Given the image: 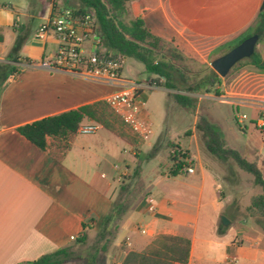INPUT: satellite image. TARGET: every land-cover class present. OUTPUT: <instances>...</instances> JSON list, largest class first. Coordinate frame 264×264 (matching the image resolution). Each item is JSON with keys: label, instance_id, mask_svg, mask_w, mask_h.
Here are the masks:
<instances>
[{"label": "crops", "instance_id": "1", "mask_svg": "<svg viewBox=\"0 0 264 264\" xmlns=\"http://www.w3.org/2000/svg\"><path fill=\"white\" fill-rule=\"evenodd\" d=\"M262 2L132 0L124 22L140 19L153 36L170 43L187 60L208 66L251 35ZM54 6L79 8L75 0H0V64H9L6 56L17 34L24 38L18 72L0 94V264H23L70 249L82 235L100 230L119 177L135 161V145L102 127L129 148L122 149L124 154L131 155L122 166L113 165L111 173L94 167L104 161L100 154L112 148L108 138L105 142L96 134L87 139L77 135L59 163L18 133L25 124L104 101L117 90L31 65L55 52L53 40L43 42L35 35ZM254 50L264 59V43H257ZM217 88L225 105L252 111L255 126L264 130L263 72L248 65L232 69ZM160 131H153L152 139ZM145 142L150 146L148 139ZM156 178L160 181L152 180L149 188L156 211L147 210L145 198L127 211L103 263L97 259L95 264H122L129 252H145L161 235L189 241L187 264H264V233L244 217L246 206L238 208L221 197L222 186L211 169L198 163L193 174Z\"/></svg>", "mask_w": 264, "mask_h": 264}, {"label": "trees", "instance_id": "2", "mask_svg": "<svg viewBox=\"0 0 264 264\" xmlns=\"http://www.w3.org/2000/svg\"><path fill=\"white\" fill-rule=\"evenodd\" d=\"M75 1L78 3L79 8L77 11L79 13L89 11L93 14L97 24V31L106 51L108 53L121 54L140 63L145 73L163 79L161 87L177 92L187 91L201 94L209 93L215 85H219L220 77L213 70L209 69L201 71L203 76L193 87L186 86L184 88L187 78L185 77V73L178 68L177 64L187 59L170 43L153 36L140 19H133L128 23L124 22L127 16V5L132 0ZM253 35L258 37L257 43H264V0L251 30L250 36ZM2 41L3 36L0 29V42ZM23 42L24 38L20 34H17L7 54L9 64H0V94L5 82L18 72L16 64L19 63L18 53ZM244 61L245 63L240 64L239 67L248 65L264 73V59L255 50ZM213 92L217 97L221 95L217 89H214ZM173 99L184 108H191L194 102L192 97L180 94H174ZM111 112L105 101H100L25 124L19 127L17 131L31 144L47 152L53 160L60 163L71 149L80 124L94 122L109 132L118 133L111 122ZM234 125L244 134V131L240 130V124L236 118L234 119ZM209 129L211 132L207 133L206 131L204 135L207 138L206 147L210 154L221 161H225L228 157H231L238 167L250 173L254 177V183L261 187L262 192L250 198L243 215L245 218L253 220L255 225L264 233V180L260 171L253 164L247 163L236 152L222 148L221 143L217 141V133L212 130L213 128L209 127ZM178 149V146L171 147L172 166L169 174H167L169 177L181 175L180 170L185 165L184 162L178 159V155L180 154ZM153 155L154 153L151 156ZM128 209L122 203L113 202L109 213L102 221L98 237L100 239L106 238L108 241L109 238H114L118 223ZM85 240L86 236L82 235L75 243L83 244ZM189 247L188 240L161 235L153 241L145 252H129L122 264H187ZM105 250L106 245L104 244L98 252H104ZM75 260L70 249L63 248L23 264H65ZM95 262V254L88 256L85 260V264H95Z\"/></svg>", "mask_w": 264, "mask_h": 264}, {"label": "rangeland", "instance_id": "3", "mask_svg": "<svg viewBox=\"0 0 264 264\" xmlns=\"http://www.w3.org/2000/svg\"><path fill=\"white\" fill-rule=\"evenodd\" d=\"M242 63H245L244 59L236 63L235 67L233 66L230 70H235ZM177 66L185 73L187 78L184 88L186 86L193 87L203 76L201 71L212 70L210 63L208 66H199L190 60L178 63ZM122 77L141 83H147L154 78L153 75L145 73L143 66L132 58L125 59ZM223 78L220 77V79ZM217 87L218 85H215L211 92L201 94L187 91L177 92L167 90L164 87L150 90L146 109L153 123V131H158L161 128L156 137L153 139L152 136L148 138V141L151 142L150 146H145V140L137 138L111 112L110 119L113 127L125 139L135 145L133 150L134 165H132L129 172L119 177L113 195L114 203L124 204L129 208V211L149 196L152 180L155 184L160 181V178H156L157 176L169 174L172 166L171 147L178 146L182 142L184 144L180 148L178 147L180 152L178 159L185 164L186 160H192L190 166L194 169L198 163L206 170L211 169L218 176L217 182L222 186L220 193L222 198L228 197L232 204L237 205L238 208H244L249 204L252 196L262 192L261 187L254 183V177L250 173L241 170L231 157L221 161L207 150V138L204 132L210 133V127L217 133V141L221 143L222 148L236 152L247 163L253 164L260 171L264 180V130L257 129L255 126L257 118L252 111L227 106L224 98L220 97L221 95L219 97L215 96L214 89L221 93ZM174 94L192 97L194 99L193 106L184 108L178 105L173 99ZM241 115H245V119L239 123L240 130H243L244 134L234 125V119ZM89 136L78 135L77 138L87 139ZM96 137H100L105 142L108 138L109 147L112 146V148H110L108 154L105 152L100 154L104 157V161L98 163L97 166L94 164V167H100L103 171L111 173L113 165L122 166L124 162L131 160L129 153L124 154L122 152L123 148L127 151L129 148L120 140L112 137L101 128L97 131ZM153 153L154 155L151 156ZM181 175L185 174L182 173ZM99 231L89 232L83 244L74 243L70 247V252L76 259L73 261L74 263L85 264L86 258L92 254H95L96 260L99 259L103 263L104 256L108 253L113 238L108 237L109 241L106 238L100 239L98 237ZM104 244L106 245V251L98 252Z\"/></svg>", "mask_w": 264, "mask_h": 264}, {"label": "built area", "instance_id": "4", "mask_svg": "<svg viewBox=\"0 0 264 264\" xmlns=\"http://www.w3.org/2000/svg\"><path fill=\"white\" fill-rule=\"evenodd\" d=\"M35 35L43 42L53 40L56 48L52 56L32 63L33 67L48 72H66L115 87L117 90L104 100L110 110L137 138L147 140L152 135L153 124L146 109L147 100L144 96L146 92L160 88L163 79L154 77L147 83H141L123 78L122 70L126 57L106 51L91 12L79 13L69 7L54 6L50 16L38 26ZM86 44H89L88 51ZM244 119L245 115H241L236 120L240 123ZM100 128L101 126L94 122L82 123L77 129V135H94ZM191 163L192 160H186L180 174H193ZM145 200L147 210L154 213V198L147 196ZM139 231L143 235L147 234L146 229Z\"/></svg>", "mask_w": 264, "mask_h": 264}, {"label": "water", "instance_id": "5", "mask_svg": "<svg viewBox=\"0 0 264 264\" xmlns=\"http://www.w3.org/2000/svg\"><path fill=\"white\" fill-rule=\"evenodd\" d=\"M258 37L256 35L250 36L240 42L237 46L231 49L223 56L213 60L210 64L212 70L220 77H225L229 70L239 61L249 58L254 47L257 44ZM223 225H227L228 221L221 217Z\"/></svg>", "mask_w": 264, "mask_h": 264}]
</instances>
